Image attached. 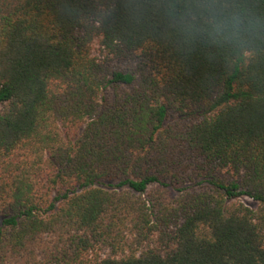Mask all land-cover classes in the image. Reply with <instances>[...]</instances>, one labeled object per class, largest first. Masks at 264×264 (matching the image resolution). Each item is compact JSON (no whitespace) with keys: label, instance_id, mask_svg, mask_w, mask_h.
Segmentation results:
<instances>
[{"label":"trees","instance_id":"obj_1","mask_svg":"<svg viewBox=\"0 0 264 264\" xmlns=\"http://www.w3.org/2000/svg\"><path fill=\"white\" fill-rule=\"evenodd\" d=\"M0 264H264V0H0Z\"/></svg>","mask_w":264,"mask_h":264},{"label":"rangeland","instance_id":"obj_2","mask_svg":"<svg viewBox=\"0 0 264 264\" xmlns=\"http://www.w3.org/2000/svg\"><path fill=\"white\" fill-rule=\"evenodd\" d=\"M241 200L248 205H253V206L256 205V203L248 197H241Z\"/></svg>","mask_w":264,"mask_h":264}]
</instances>
